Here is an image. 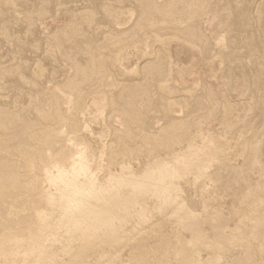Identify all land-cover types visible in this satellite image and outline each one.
I'll return each instance as SVG.
<instances>
[{"label":"rangeland","instance_id":"374dc122","mask_svg":"<svg viewBox=\"0 0 264 264\" xmlns=\"http://www.w3.org/2000/svg\"><path fill=\"white\" fill-rule=\"evenodd\" d=\"M15 263L264 264V0H0Z\"/></svg>","mask_w":264,"mask_h":264},{"label":"bare ground","instance_id":"6f19581e","mask_svg":"<svg viewBox=\"0 0 264 264\" xmlns=\"http://www.w3.org/2000/svg\"><path fill=\"white\" fill-rule=\"evenodd\" d=\"M147 21V20H146ZM151 24V23H150ZM210 143H211V141H210ZM213 145V144H212ZM211 145V146H212ZM222 145H223V143H222ZM205 146V145H204ZM218 147V146H217ZM220 148H222V147H220ZM203 149V148H202ZM218 152V151H217ZM205 154V153H204ZM226 154V153H225ZM197 155V154H196ZM197 158V157H196ZM203 158V157H202ZM225 162H226V160H225ZM196 165V164H195ZM200 173V172H199ZM194 175V174H193ZM68 176V175H67ZM70 181V180H69ZM58 183V182H57ZM63 185V184H62ZM85 185V184H84ZM62 198V197H61ZM66 198V197H65ZM201 199V198H200ZM66 200V199H65ZM55 203V202H54ZM62 203V202H61ZM245 206V205H244ZM60 207V206H59ZM52 210V209H51ZM54 211V210H53ZM69 212V211H68ZM251 213V212H250ZM51 214V213H50ZM249 214V213H248ZM51 217V216H50ZM191 217V216H190ZM54 221V220H53ZM140 222V221H139ZM109 227V226H108ZM188 241V240H187ZM174 242V241H173ZM168 244V243H167ZM173 249V248H172ZM123 251V250H122ZM175 252V251H174ZM123 253V252H122ZM18 255V254H17ZM148 260V259H147ZM119 261V260H118ZM16 264V263H15Z\"/></svg>","mask_w":264,"mask_h":264}]
</instances>
